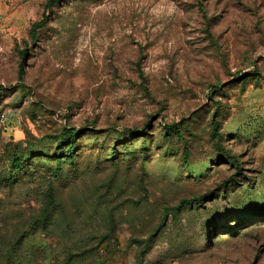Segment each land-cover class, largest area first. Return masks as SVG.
Instances as JSON below:
<instances>
[{"label": "rangeland", "instance_id": "374dc122", "mask_svg": "<svg viewBox=\"0 0 264 264\" xmlns=\"http://www.w3.org/2000/svg\"><path fill=\"white\" fill-rule=\"evenodd\" d=\"M47 1L0 0V264H264V0H59L32 36Z\"/></svg>", "mask_w": 264, "mask_h": 264}, {"label": "trees", "instance_id": "16d2710c", "mask_svg": "<svg viewBox=\"0 0 264 264\" xmlns=\"http://www.w3.org/2000/svg\"><path fill=\"white\" fill-rule=\"evenodd\" d=\"M57 1L59 0H48L47 1V3L45 4V9L42 14V18L39 21L34 22L31 26L30 33L32 36H34L37 30L42 28V26L47 22V20L49 19L48 10L50 6ZM24 53L25 52H23L22 54ZM20 72L22 73V70ZM213 125H214V129H216V127L218 126V124L215 121L213 122ZM166 129L168 131L170 130V128H166ZM175 132L179 133V130L177 129ZM77 134H78V130L75 127H70V128L62 129L61 132L58 134L49 135L50 138H52L54 141L57 142V147L55 148L54 153L56 155H60V157L54 156L55 157L54 159L55 174H58L62 171L63 163H67L68 165L73 164V161L75 158L74 157V145H75ZM20 157L21 155L19 154L17 155V153H14L12 155L10 166L13 168V170H17L20 168V164H21ZM185 202L190 204L192 200L185 201Z\"/></svg>", "mask_w": 264, "mask_h": 264}]
</instances>
